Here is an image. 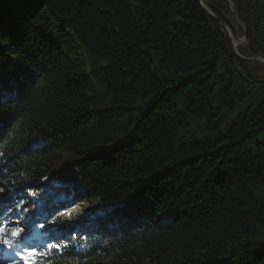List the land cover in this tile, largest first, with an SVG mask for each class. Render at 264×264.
<instances>
[{
	"label": "trees",
	"instance_id": "trees-1",
	"mask_svg": "<svg viewBox=\"0 0 264 264\" xmlns=\"http://www.w3.org/2000/svg\"><path fill=\"white\" fill-rule=\"evenodd\" d=\"M201 5L264 57V0H0V215L43 264H264V68Z\"/></svg>",
	"mask_w": 264,
	"mask_h": 264
},
{
	"label": "rangeland",
	"instance_id": "rangeland-1",
	"mask_svg": "<svg viewBox=\"0 0 264 264\" xmlns=\"http://www.w3.org/2000/svg\"><path fill=\"white\" fill-rule=\"evenodd\" d=\"M231 5V4H230ZM230 10H233V7H232V5L230 6ZM234 13V12H233ZM232 23V27H233V33H232V31L230 30V32H231V35H232V37L234 38V40H239V39H242L243 40V43H241V44H239L238 46H237V48L238 47H240V46H243L244 44H245V39H244V34L242 35V31L240 30V28H241V26H240V24L236 21V20H234L233 22H231ZM242 29V28H241ZM238 51V50H237ZM239 53V52H238ZM69 165H68V163L67 164H65V163H61L60 164V168H59V170H57L56 168H55V171H57V172H60V173H55V176L57 177V178H60V175L62 174H64V173H68V174H71V172L73 171V169L72 168H70V167H68ZM54 171V172H55ZM10 180L8 179V180H0V186H4L5 188H7L8 187V185H7V183L9 182ZM61 181V180H60ZM58 181V182H52V183H49V186H57L58 188H63V187H65L67 184H68V182H66V181ZM60 190H62V189H60ZM6 192H7V190H6ZM5 192V193H6ZM99 207V205H98V202L97 201H92V202H90V203H88V204H85V205H81L78 209H76L75 211L77 212V213H82L83 211H91L92 209H96L97 210V208ZM167 218H168V216H166ZM13 221H10V220H7V223H6V227H7V232H6V236H8L9 235V233H11L12 232V230H13ZM30 253V252H29ZM28 253V254H29ZM116 260H105V259H100V260H97V264H113L114 262H115ZM27 263L28 264H31V259L30 258H28L27 259ZM0 264H17L15 261H5L4 259H1L0 258Z\"/></svg>",
	"mask_w": 264,
	"mask_h": 264
},
{
	"label": "snow or ice",
	"instance_id": "snow-or-ice-1",
	"mask_svg": "<svg viewBox=\"0 0 264 264\" xmlns=\"http://www.w3.org/2000/svg\"><path fill=\"white\" fill-rule=\"evenodd\" d=\"M11 98H12L11 92L6 94L3 87L0 86V106H2L4 103H6ZM2 155H3V153H0V156H2ZM13 183H16V181H13ZM5 192H6V188L4 186H0V194H3ZM23 203H24V201L21 200V201H19L17 206L20 207L23 205ZM16 223L18 224L19 221H17ZM41 227L43 228L44 226L41 225ZM23 231H24V229L21 227H14L12 232H11V235L13 237H18ZM5 237H6V226H0V243L4 244L6 246H11L12 241L5 238ZM52 248L59 249L60 245L57 244V245L50 246L49 251H51ZM45 255H47V253H38V252L32 251L28 254L27 257H22V258H24V259L30 258L31 264H39V257L45 256Z\"/></svg>",
	"mask_w": 264,
	"mask_h": 264
},
{
	"label": "water",
	"instance_id": "water-1",
	"mask_svg": "<svg viewBox=\"0 0 264 264\" xmlns=\"http://www.w3.org/2000/svg\"><path fill=\"white\" fill-rule=\"evenodd\" d=\"M201 6H202L204 13L207 14L216 23V25L220 28V30L224 33L226 40L228 41L231 53L238 61L243 62V63L257 64L264 68V57H262L261 55H257L255 57L241 56L237 51V46H235L232 41V38H231L232 35H231L229 28L225 24L219 22L213 16V14L210 11H208L203 5ZM243 37L245 39V36Z\"/></svg>",
	"mask_w": 264,
	"mask_h": 264
},
{
	"label": "bare ground",
	"instance_id": "bare-ground-1",
	"mask_svg": "<svg viewBox=\"0 0 264 264\" xmlns=\"http://www.w3.org/2000/svg\"><path fill=\"white\" fill-rule=\"evenodd\" d=\"M232 38V41H233V43H234V45L235 46H238L239 44H241V43H243V40L242 39H239V40H234V38L233 37H231Z\"/></svg>",
	"mask_w": 264,
	"mask_h": 264
}]
</instances>
